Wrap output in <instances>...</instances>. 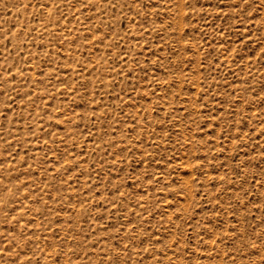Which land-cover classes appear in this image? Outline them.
I'll return each instance as SVG.
<instances>
[{
    "label": "rangeland",
    "instance_id": "obj_1",
    "mask_svg": "<svg viewBox=\"0 0 264 264\" xmlns=\"http://www.w3.org/2000/svg\"><path fill=\"white\" fill-rule=\"evenodd\" d=\"M0 264H264V0H0Z\"/></svg>",
    "mask_w": 264,
    "mask_h": 264
}]
</instances>
